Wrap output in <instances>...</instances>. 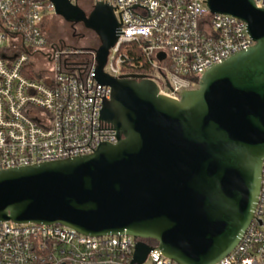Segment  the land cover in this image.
Segmentation results:
<instances>
[{
    "label": "water",
    "instance_id": "1",
    "mask_svg": "<svg viewBox=\"0 0 264 264\" xmlns=\"http://www.w3.org/2000/svg\"><path fill=\"white\" fill-rule=\"evenodd\" d=\"M68 24L98 39L95 80L111 90L100 119L117 134L86 157L0 172V223L59 225L86 237L140 240L130 264L158 250L177 264H216L254 218L264 159V9L207 0L212 14L246 24L254 45L206 71L180 100L146 79L103 68L117 41L112 8L86 13L48 0Z\"/></svg>",
    "mask_w": 264,
    "mask_h": 264
},
{
    "label": "built area",
    "instance_id": "2",
    "mask_svg": "<svg viewBox=\"0 0 264 264\" xmlns=\"http://www.w3.org/2000/svg\"><path fill=\"white\" fill-rule=\"evenodd\" d=\"M112 8L119 24L103 72L146 79L179 101L214 66L254 45L246 24L212 14L207 0H68ZM264 9V0H253ZM80 7V6H79ZM48 0H0V172L93 154L115 145L101 121L110 88L95 80V50L50 42ZM150 34H143V29ZM140 240L86 237L59 225L0 223V264H130ZM149 245V244H148ZM143 264H177L156 244ZM216 264H264V159L254 218L239 243Z\"/></svg>",
    "mask_w": 264,
    "mask_h": 264
},
{
    "label": "rangeland",
    "instance_id": "3",
    "mask_svg": "<svg viewBox=\"0 0 264 264\" xmlns=\"http://www.w3.org/2000/svg\"><path fill=\"white\" fill-rule=\"evenodd\" d=\"M80 8L89 13V5L81 3ZM45 31L50 42L64 41L69 46L79 49H96L99 46L96 36L86 30L81 24L71 25L63 21L60 17H53L45 24ZM153 245L154 243H148Z\"/></svg>",
    "mask_w": 264,
    "mask_h": 264
},
{
    "label": "trees",
    "instance_id": "4",
    "mask_svg": "<svg viewBox=\"0 0 264 264\" xmlns=\"http://www.w3.org/2000/svg\"><path fill=\"white\" fill-rule=\"evenodd\" d=\"M47 22H49L47 19L45 20V24L47 23ZM83 49H85V50H95V48L94 49H86V48H83ZM97 49V48H96ZM147 244L148 243H154L153 241H145ZM155 244V243H154Z\"/></svg>",
    "mask_w": 264,
    "mask_h": 264
},
{
    "label": "clouds",
    "instance_id": "5",
    "mask_svg": "<svg viewBox=\"0 0 264 264\" xmlns=\"http://www.w3.org/2000/svg\"><path fill=\"white\" fill-rule=\"evenodd\" d=\"M143 34L145 35H149L150 34V30L149 29H143Z\"/></svg>",
    "mask_w": 264,
    "mask_h": 264
}]
</instances>
